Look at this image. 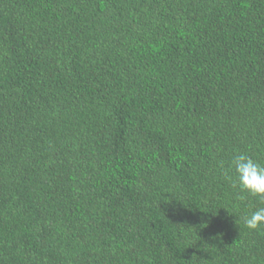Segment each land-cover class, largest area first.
Returning <instances> with one entry per match:
<instances>
[{
	"label": "trees",
	"instance_id": "16d2710c",
	"mask_svg": "<svg viewBox=\"0 0 264 264\" xmlns=\"http://www.w3.org/2000/svg\"><path fill=\"white\" fill-rule=\"evenodd\" d=\"M236 153L264 0H0V264H264Z\"/></svg>",
	"mask_w": 264,
	"mask_h": 264
},
{
	"label": "clouds",
	"instance_id": "9594fccd",
	"mask_svg": "<svg viewBox=\"0 0 264 264\" xmlns=\"http://www.w3.org/2000/svg\"><path fill=\"white\" fill-rule=\"evenodd\" d=\"M229 170L235 173L233 187L246 191L264 202V164L246 153H236L229 162ZM243 222L249 229L260 228L264 225V207H257L255 211L246 214Z\"/></svg>",
	"mask_w": 264,
	"mask_h": 264
}]
</instances>
